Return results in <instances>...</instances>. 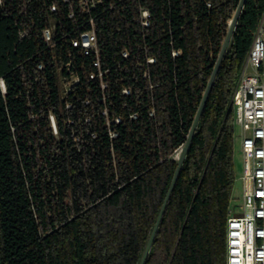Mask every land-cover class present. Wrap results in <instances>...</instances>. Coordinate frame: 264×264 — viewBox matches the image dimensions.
<instances>
[{
  "label": "trees",
  "instance_id": "trees-1",
  "mask_svg": "<svg viewBox=\"0 0 264 264\" xmlns=\"http://www.w3.org/2000/svg\"><path fill=\"white\" fill-rule=\"evenodd\" d=\"M240 1L124 0L98 18L99 43L114 53L134 40L127 37L138 29V7L149 9L154 80L161 83L155 118L143 113L127 124L111 152L103 133L92 141L84 135L86 110L73 125L59 120L55 138L45 121L28 120L20 93L18 65L34 43L17 39L15 18L41 24L54 4L66 30L69 12L79 17L77 1L6 0L8 9L0 10V76L7 87L0 95V264H139L177 166L174 154L186 142ZM263 12L264 0H245L144 264H226L235 184L230 101ZM168 23L183 25L173 38L182 50L177 58L167 35L157 36ZM74 130L82 133L79 142Z\"/></svg>",
  "mask_w": 264,
  "mask_h": 264
},
{
  "label": "built area",
  "instance_id": "built-area-1",
  "mask_svg": "<svg viewBox=\"0 0 264 264\" xmlns=\"http://www.w3.org/2000/svg\"><path fill=\"white\" fill-rule=\"evenodd\" d=\"M76 1L79 17H75L73 10L69 12L66 30L53 15L54 4L42 14L41 24L34 17L27 21L24 16L15 18L17 39L34 43L33 48L23 52L18 65L20 93L28 110V120L45 121L46 129L55 138L60 136L59 120L64 126L73 125L74 116L86 110L84 135L92 141L103 133L111 142L112 152L113 140L127 124L138 121L143 113L149 118L156 116L154 97L161 83L154 80L157 57L151 42L154 40L152 14L140 5L136 11L138 29L131 28L127 37L134 40L109 53L99 43L97 20L115 11L124 0ZM7 4L6 0H0L2 12L8 9ZM24 5L22 2L14 7L13 13L17 14ZM206 6L210 8V2ZM11 13L7 11L5 15ZM125 15L122 13L115 23H121ZM181 30L183 25L168 23L157 31V36L167 35L173 58L182 54L180 48L173 46L174 34ZM247 65L253 69L251 74L245 73ZM6 94V83L0 76V95ZM230 105L235 139L238 138L242 152L239 178L243 212L230 209L228 213L226 264H264V12ZM72 136L79 142L82 133L74 130Z\"/></svg>",
  "mask_w": 264,
  "mask_h": 264
},
{
  "label": "water",
  "instance_id": "water-1",
  "mask_svg": "<svg viewBox=\"0 0 264 264\" xmlns=\"http://www.w3.org/2000/svg\"><path fill=\"white\" fill-rule=\"evenodd\" d=\"M244 2H245V0H241L240 1L239 5H238V7H237V9H236V11L234 13L233 18L229 21L227 35H226V37L224 39V42H223V45H222V49H221L220 54L218 56V59H217L215 68L213 70V73L211 75V78L209 80V83H208V85L206 87V90L204 92L203 99L201 101V104H200V107L198 109V112H197V115L195 117V120L193 122V125H192V127L190 129V132H189L188 136H187L185 144L181 147V149H180V151L178 153L177 158H174V160L177 161V166H176L175 172L173 174L171 183L169 185L168 191L166 193V196L164 198V201L162 203V206L160 208V211L158 213V216L156 218L155 224H154V226L152 228L151 234H150V236L148 238L147 244H146L145 249L143 251V254L141 256L139 264H144L145 263V260H146V258L148 256V253H149L150 249H151L155 234H156V232L158 230L159 224H160L161 219H162V215H163L164 209H165V207H166V205L168 203V199L170 197L171 191H172V189H173V187L175 185V182H176V180L178 178V175H179L180 169L182 167V164L184 162V159L186 157L188 148H189V146L191 144V141H192V138H193V134H194V132L196 130V127L198 125L201 112H202V110H203V108L205 106V103L207 101L209 92H210L211 87H212V85L214 83V80L216 78L220 63H221V61H222V59H223V57H224V55L226 53V50L228 48V45H229V43L231 41L232 35H233L234 30L236 28L238 19H239L241 13H242V10H243V7H244Z\"/></svg>",
  "mask_w": 264,
  "mask_h": 264
},
{
  "label": "rangeland",
  "instance_id": "rangeland-1",
  "mask_svg": "<svg viewBox=\"0 0 264 264\" xmlns=\"http://www.w3.org/2000/svg\"><path fill=\"white\" fill-rule=\"evenodd\" d=\"M253 72V69L247 65L245 69L246 74H251ZM180 149L175 152L174 157H176V154H178ZM233 162H234V170H235V184H234V190H233V199L231 201V209H233L236 213L237 212H243L241 204V181L240 176L242 173V152L240 148V142L238 138L234 140V151H233Z\"/></svg>",
  "mask_w": 264,
  "mask_h": 264
},
{
  "label": "bare ground",
  "instance_id": "bare-ground-1",
  "mask_svg": "<svg viewBox=\"0 0 264 264\" xmlns=\"http://www.w3.org/2000/svg\"><path fill=\"white\" fill-rule=\"evenodd\" d=\"M177 156H178V154H176V157L175 158H177Z\"/></svg>",
  "mask_w": 264,
  "mask_h": 264
}]
</instances>
